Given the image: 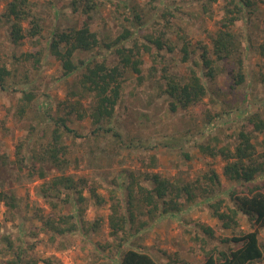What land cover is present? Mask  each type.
<instances>
[{"label":"rangeland","instance_id":"1","mask_svg":"<svg viewBox=\"0 0 264 264\" xmlns=\"http://www.w3.org/2000/svg\"><path fill=\"white\" fill-rule=\"evenodd\" d=\"M8 1L0 0V14ZM93 1L96 7L91 11L90 26L102 45L77 50L76 62L106 58L109 64H116L115 47L120 43H113L126 29L133 32V37L125 41L127 46H132L135 39L149 44L142 54L141 73L126 71L115 114L100 129L89 115L93 95H68L70 90L76 91L77 78L63 75L61 62L48 50L55 31L80 23L83 1L31 0L32 12L43 29L36 37H26L21 45L12 43L10 24L0 19V54L10 71L7 87L0 86V264L16 263L20 255H26L27 260L36 259L37 264H120L119 243L124 234L111 233L108 217L112 203L124 197L125 189L121 190L119 184L126 187L132 176L143 177L141 173L147 171L160 172L176 183L195 181L200 188L180 215L151 221L149 230L133 245L149 252L160 264H205L207 251L239 246L231 240L232 236L252 227L241 210L236 212L237 225L223 226L207 199L204 189L208 188L209 179L204 174L211 173V169L218 174L213 201L222 199V209L229 213L237 207L230 196L232 191L244 194L256 185L264 186V172L254 183L228 179L223 174L224 159L199 148L204 143L233 149L245 126L256 145V158L264 164V125L256 124L264 122V56L260 51L264 43V0H253V6L247 7L232 26L239 34L238 56L242 65L239 61L215 60V80L204 76L208 93L189 110H172L171 98L164 93V76L185 78L189 67L199 72L206 70L200 63L201 47L212 49V39L230 2ZM136 15L141 17L140 22ZM25 25L28 28V21ZM149 36H161L164 48H156L148 41ZM186 40L191 57L183 62ZM26 53L31 56L27 58ZM211 56L215 59L213 51ZM239 68L244 80L237 84ZM23 89L34 94L25 108ZM67 98L80 99L82 109L87 111L83 118L74 113L68 120L79 136L62 129L60 142L68 147L67 161L61 168L37 160L39 170L34 172L33 149L39 150L41 143L52 138L56 127L53 117L66 114L61 102ZM61 175L72 176L78 185H83V200L65 202L62 198L71 191L65 186H61L60 197L44 196L43 187ZM149 182L142 180L144 185L149 186ZM89 187L100 195L99 199ZM71 213L78 224L74 233L54 234L43 225L42 220L47 217L57 219ZM259 236L264 248V227Z\"/></svg>","mask_w":264,"mask_h":264},{"label":"trees","instance_id":"2","mask_svg":"<svg viewBox=\"0 0 264 264\" xmlns=\"http://www.w3.org/2000/svg\"><path fill=\"white\" fill-rule=\"evenodd\" d=\"M83 7L81 10V21L78 25L57 30L51 36L48 44L49 52L61 62L63 75H74L77 78V88L70 90L68 95H78L80 98L85 94L93 95L94 104L89 115L97 129L104 128L109 123L116 110V106L121 98L123 83L126 79V71L132 70L135 73H141L143 63L142 54L149 44L148 42H139L135 39L132 46H127L125 41L133 37V32L126 29L125 32L113 43L118 62L114 65L108 63L106 58L83 60L78 62L74 59L77 50H92L102 45L98 33L92 30L90 19L91 11L96 7L93 0H82ZM230 7L226 8V14L222 19V25L217 30L212 39V49L203 45L200 52V63L206 69L199 72L193 67H189V72L185 78H180L174 74H165L166 93L170 98L172 110L178 108L193 109L208 93V88L203 80L204 76L215 80L217 68L215 60H233L239 61L242 65V59L238 56L240 50L239 34L236 33L232 26L235 24L247 7L253 6V0H228ZM137 16V15H136ZM4 18L10 24V38L13 44L21 45L26 37H36L42 32V25L39 19L32 12L31 0H10L5 10L0 14V19ZM138 22L141 17L138 15ZM28 21V28H26ZM148 41L155 44L156 48L162 49L165 42L158 38L148 37ZM113 47L111 44H106ZM143 49V50H142ZM183 62H188L191 57L190 43L185 41L183 47ZM211 51L215 59L211 56ZM261 54L264 56V43L260 45ZM31 54L26 53L29 58ZM34 56V55H32ZM36 66H39V58L35 60ZM10 71L2 62L0 54V86L6 88L8 85L7 78ZM244 74L239 68L236 73V83L243 82ZM24 106L31 102L34 94L25 91ZM26 100V101H25ZM64 104L66 114L53 117L55 128L52 138L44 144L41 143L39 150L33 149V162L31 167L34 172H38V162L49 161L62 168L67 161L66 154L68 147L60 142L62 129L79 134L71 128L68 120L72 114L83 118L87 111L82 109L81 100L67 98L61 102ZM22 108V109H23ZM256 115V114H255ZM256 117V116H254ZM257 127L264 125V122L256 123ZM111 129V127L109 128ZM251 132L247 131L245 126L238 134V142L232 149L230 146L214 147L209 144L201 143L200 150L208 152L211 155H220L224 161L223 174L231 180L242 183H254L264 172V164L256 158L257 148L252 142ZM20 145L17 146L18 153ZM25 156H22V160ZM24 162V161H23ZM25 164V162H24ZM211 173H205L204 178L209 179L205 192L209 197L208 201L224 227H232L238 224L236 212L241 210L250 220L251 230L241 232L232 236L231 240L240 245L230 247L224 250L212 249L206 252L205 264H261L264 258V248L260 241V231L264 227V186L256 185L249 193H236L232 191L230 196L237 203L236 208H231L230 213L222 209V199L213 201L217 195L215 189L218 185V174L211 169ZM143 177L136 178L132 176L130 182L124 187L119 184L121 190L125 189L123 198L114 199L112 203V212L108 217V224L113 235L119 232L124 234L119 243L121 251L120 264H160L149 252L135 247L134 241L147 232L152 224L151 221L157 222L160 218L176 217L185 210V204L191 201L197 194L200 185L195 181L189 183H176L168 177L163 176L160 172L141 173ZM44 173H41L43 176ZM142 180H148L149 186L142 184ZM82 182H85L84 180ZM135 184L137 186L135 187ZM61 186L71 190L70 193L62 198L65 202L73 201L79 203L84 199L83 185H78L72 176H56L50 185L43 187L45 197L59 196L62 194ZM90 192L98 199L100 195L95 192L93 187H89ZM144 216H148L145 219ZM75 214H61L57 219L47 217L43 219V225L53 231L54 234H71L78 231V224L72 219ZM99 220V219H98ZM96 228V227H94ZM119 236V235H118ZM130 242H129V241ZM128 245L124 248V242ZM26 255H20L19 260L12 264H37L36 259L25 258Z\"/></svg>","mask_w":264,"mask_h":264}]
</instances>
